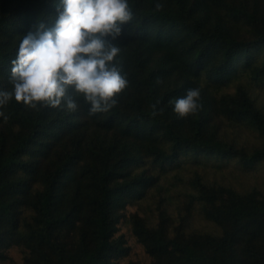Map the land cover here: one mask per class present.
<instances>
[{
    "label": "trees",
    "instance_id": "obj_1",
    "mask_svg": "<svg viewBox=\"0 0 264 264\" xmlns=\"http://www.w3.org/2000/svg\"><path fill=\"white\" fill-rule=\"evenodd\" d=\"M57 2L0 0V90H11L23 36L51 26ZM128 2L135 18L115 43L129 86L115 107L90 114L79 97L75 112L14 99L0 108V263L15 249L22 264H118L126 220L147 264H264V189L205 174L264 172L252 94L264 87V0ZM190 88L202 109L180 118L169 101ZM225 122L255 131L258 146L227 140ZM167 185L177 217L163 204ZM155 195L153 216L126 214ZM193 214L211 228L192 230Z\"/></svg>",
    "mask_w": 264,
    "mask_h": 264
},
{
    "label": "clouds",
    "instance_id": "obj_2",
    "mask_svg": "<svg viewBox=\"0 0 264 264\" xmlns=\"http://www.w3.org/2000/svg\"><path fill=\"white\" fill-rule=\"evenodd\" d=\"M55 12L51 26L40 22L23 36L11 61V90H0V108L14 99L36 111L75 112L83 97L90 114L109 111L129 86L115 41L134 20L133 9L128 0H58ZM169 103L180 118L195 115L202 109L201 91L190 88ZM158 104L153 116L163 113L155 111ZM0 117L8 119L3 111Z\"/></svg>",
    "mask_w": 264,
    "mask_h": 264
},
{
    "label": "rangeland",
    "instance_id": "obj_3",
    "mask_svg": "<svg viewBox=\"0 0 264 264\" xmlns=\"http://www.w3.org/2000/svg\"><path fill=\"white\" fill-rule=\"evenodd\" d=\"M232 91V90H231ZM253 97H255V102L257 107L261 108L264 112V87L255 86L252 90ZM222 132L227 138V140L235 141L241 146L251 148L253 146H258L260 139L258 134L249 129L248 127L242 125H230L227 122L224 123L222 127ZM205 174L209 178L216 179L219 182L225 184H231L238 187H247L256 185L257 187L264 189V172L262 169L240 175L232 165L227 168L214 172L212 170L205 171ZM237 175H240L238 178ZM169 191L163 194L165 198H168L172 193L176 192L177 189H173L167 185ZM170 198V197H169ZM163 200L164 206L168 209L169 213L173 217H177V205L178 202L171 200ZM159 200L158 195L155 197H147L138 203L128 206L126 208V214L137 212L141 216H153L156 213L157 201ZM190 228L192 230H209L211 227L204 220H202L198 215L193 214L190 220ZM119 233L124 235L127 246L130 248L128 256L122 258L118 261V264H147L148 258L145 256L142 247L135 241L130 233V227L126 220H123ZM10 261L0 264H22L21 255L17 250L9 251Z\"/></svg>",
    "mask_w": 264,
    "mask_h": 264
}]
</instances>
